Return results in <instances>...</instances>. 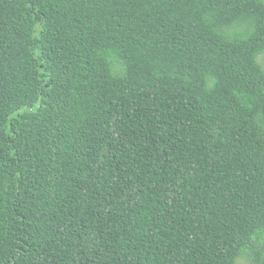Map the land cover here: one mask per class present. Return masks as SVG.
Segmentation results:
<instances>
[{"label":"trees","instance_id":"trees-1","mask_svg":"<svg viewBox=\"0 0 264 264\" xmlns=\"http://www.w3.org/2000/svg\"><path fill=\"white\" fill-rule=\"evenodd\" d=\"M0 264H264V0H0Z\"/></svg>","mask_w":264,"mask_h":264}]
</instances>
